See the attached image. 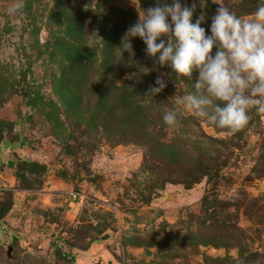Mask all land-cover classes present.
I'll use <instances>...</instances> for the list:
<instances>
[{
	"label": "rangeland",
	"instance_id": "rangeland-1",
	"mask_svg": "<svg viewBox=\"0 0 264 264\" xmlns=\"http://www.w3.org/2000/svg\"><path fill=\"white\" fill-rule=\"evenodd\" d=\"M14 2L0 0V264H264V113L235 133L163 123L197 73L146 96L171 69L139 38L120 49L156 0H25L15 18ZM219 4L251 19L264 0H208L206 34Z\"/></svg>",
	"mask_w": 264,
	"mask_h": 264
},
{
	"label": "clouds",
	"instance_id": "clouds-1",
	"mask_svg": "<svg viewBox=\"0 0 264 264\" xmlns=\"http://www.w3.org/2000/svg\"><path fill=\"white\" fill-rule=\"evenodd\" d=\"M208 0H156L157 6L141 11L137 22L122 37L121 54L135 53L132 40L139 38L145 54L161 73L146 96L155 97L166 86L165 76L191 79L197 73L192 91L175 99V106L164 112L163 123L176 128L190 115L204 123L235 133L248 124L250 112L264 113V4L251 19H242L219 4L205 23ZM218 4V3H217ZM200 15L193 22L194 13ZM25 0H15L8 12L14 18L22 13ZM215 49V51H213Z\"/></svg>",
	"mask_w": 264,
	"mask_h": 264
},
{
	"label": "trees",
	"instance_id": "trees-1",
	"mask_svg": "<svg viewBox=\"0 0 264 264\" xmlns=\"http://www.w3.org/2000/svg\"><path fill=\"white\" fill-rule=\"evenodd\" d=\"M1 214H2V212L0 211V217H1ZM58 252H63L62 250H58ZM63 255L65 254V253H62Z\"/></svg>",
	"mask_w": 264,
	"mask_h": 264
}]
</instances>
